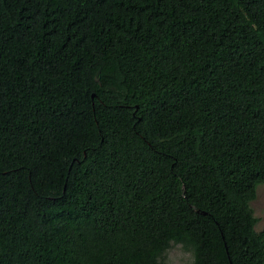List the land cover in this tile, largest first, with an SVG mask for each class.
<instances>
[{
    "label": "trees",
    "instance_id": "16d2710c",
    "mask_svg": "<svg viewBox=\"0 0 264 264\" xmlns=\"http://www.w3.org/2000/svg\"><path fill=\"white\" fill-rule=\"evenodd\" d=\"M264 0H0V264H264Z\"/></svg>",
    "mask_w": 264,
    "mask_h": 264
},
{
    "label": "rangeland",
    "instance_id": "374dc122",
    "mask_svg": "<svg viewBox=\"0 0 264 264\" xmlns=\"http://www.w3.org/2000/svg\"><path fill=\"white\" fill-rule=\"evenodd\" d=\"M257 190V197L251 201V205L258 217L255 228L261 230L264 226V182L258 185ZM165 264H193V254L182 243H174L167 250Z\"/></svg>",
    "mask_w": 264,
    "mask_h": 264
},
{
    "label": "clouds",
    "instance_id": "9594fccd",
    "mask_svg": "<svg viewBox=\"0 0 264 264\" xmlns=\"http://www.w3.org/2000/svg\"><path fill=\"white\" fill-rule=\"evenodd\" d=\"M257 192H258V190H257Z\"/></svg>",
    "mask_w": 264,
    "mask_h": 264
}]
</instances>
